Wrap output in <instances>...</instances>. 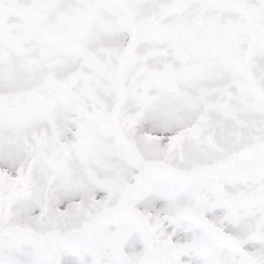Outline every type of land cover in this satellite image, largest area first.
<instances>
[{
    "label": "snow or ice",
    "instance_id": "snow-or-ice-1",
    "mask_svg": "<svg viewBox=\"0 0 264 264\" xmlns=\"http://www.w3.org/2000/svg\"><path fill=\"white\" fill-rule=\"evenodd\" d=\"M0 264H264V0H0Z\"/></svg>",
    "mask_w": 264,
    "mask_h": 264
}]
</instances>
